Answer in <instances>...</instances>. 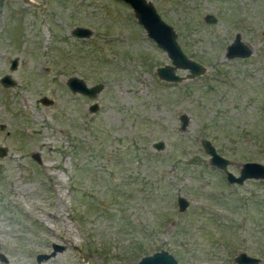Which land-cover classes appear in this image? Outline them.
Returning a JSON list of instances; mask_svg holds the SVG:
<instances>
[{"label":"rangeland","instance_id":"obj_1","mask_svg":"<svg viewBox=\"0 0 264 264\" xmlns=\"http://www.w3.org/2000/svg\"><path fill=\"white\" fill-rule=\"evenodd\" d=\"M148 1L201 74L160 79L169 59L121 0H0V77L14 81L0 84V264H131L160 248L176 264H264V179L229 184L199 144L234 174L264 164V0ZM236 33L247 57L224 55ZM70 75L103 86L71 93Z\"/></svg>","mask_w":264,"mask_h":264},{"label":"water","instance_id":"obj_2","mask_svg":"<svg viewBox=\"0 0 264 264\" xmlns=\"http://www.w3.org/2000/svg\"><path fill=\"white\" fill-rule=\"evenodd\" d=\"M127 3L135 16L136 21L145 31L147 37H149L154 44L161 48L169 63L157 66L155 68L156 75L168 82H177L184 77H193L201 74L204 71V67L187 57L181 50L178 42L175 38V32L173 28L162 20L159 14L156 12L154 6L148 0H121ZM207 22H213L214 17L207 15L205 18ZM71 34L76 37H87L90 34V29L85 26H74L71 29ZM251 53V49L246 43L240 40L239 34H234L233 39L226 45L224 55L228 58L231 57H247ZM16 67V60L13 58L10 60L9 69L13 70ZM175 68L186 69L188 72L185 76L178 75L174 72ZM0 84L8 87L14 84V81L8 74H3L0 77ZM65 84L71 93H80L94 98L96 93L102 88L101 83H95L87 85V83L77 75H70L66 78ZM39 101L42 104L51 103V99L46 96H41ZM97 108L96 102H92L88 105L90 111H94ZM179 129L183 130L188 123V118L184 113L179 114ZM1 127V126H0ZM199 144L203 152L207 155V164L220 170L229 184H242L246 179H264V164L258 161L248 160L240 163L238 172L234 174L228 169V166L232 164V161L222 156L216 151L212 142L206 138H199ZM152 146L159 150L163 147V142L158 140L152 143ZM5 155L4 147L0 146V156ZM31 157L37 162H40L39 156L36 152L31 154ZM264 193V190H263ZM176 204L178 210H183L187 205V200L181 196H177ZM60 246L52 244L53 251L49 254L41 253L36 255L37 260L45 259ZM1 257V255H0ZM237 264H255L258 258L251 256L244 251H239L233 258ZM131 264H176L174 257L165 249H158L152 253L142 255L136 261Z\"/></svg>","mask_w":264,"mask_h":264},{"label":"flooded vegetation","instance_id":"obj_3","mask_svg":"<svg viewBox=\"0 0 264 264\" xmlns=\"http://www.w3.org/2000/svg\"><path fill=\"white\" fill-rule=\"evenodd\" d=\"M9 65H10V61H9ZM87 85H88V84H87ZM90 85H91V84H90ZM76 94H80V93H76ZM81 95H83V94H81ZM84 96H86V95H84ZM87 97H88V96H87ZM91 103H92V102H91ZM91 103H90V104H91ZM238 252H239V251H238ZM238 252H237V253H238ZM237 253H236V254H237ZM236 254H235V255H236ZM235 255H234V256H235ZM234 256L232 257V261H234V260H233ZM255 257H256V256H255ZM257 258H258V261H259V257H257ZM235 263H236V262H235ZM236 264H237V263H236Z\"/></svg>","mask_w":264,"mask_h":264}]
</instances>
